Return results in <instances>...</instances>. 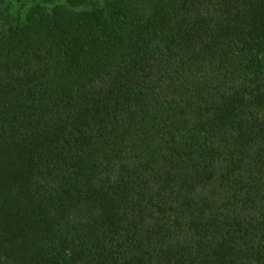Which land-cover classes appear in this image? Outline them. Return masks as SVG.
<instances>
[{
  "label": "trees",
  "instance_id": "16d2710c",
  "mask_svg": "<svg viewBox=\"0 0 264 264\" xmlns=\"http://www.w3.org/2000/svg\"><path fill=\"white\" fill-rule=\"evenodd\" d=\"M0 264H264V0H0Z\"/></svg>",
  "mask_w": 264,
  "mask_h": 264
},
{
  "label": "rangeland",
  "instance_id": "374dc122",
  "mask_svg": "<svg viewBox=\"0 0 264 264\" xmlns=\"http://www.w3.org/2000/svg\"><path fill=\"white\" fill-rule=\"evenodd\" d=\"M17 8H18V6L14 5V4L12 5L11 12H12L13 15L16 14V12H17Z\"/></svg>",
  "mask_w": 264,
  "mask_h": 264
}]
</instances>
